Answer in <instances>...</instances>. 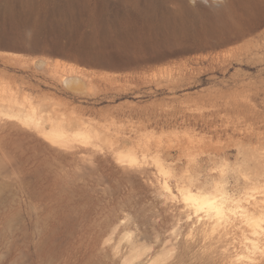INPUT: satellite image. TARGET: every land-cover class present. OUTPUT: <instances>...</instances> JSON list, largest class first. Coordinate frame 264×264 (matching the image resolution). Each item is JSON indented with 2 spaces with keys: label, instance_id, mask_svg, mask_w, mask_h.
<instances>
[{
  "label": "rangeland",
  "instance_id": "obj_1",
  "mask_svg": "<svg viewBox=\"0 0 264 264\" xmlns=\"http://www.w3.org/2000/svg\"><path fill=\"white\" fill-rule=\"evenodd\" d=\"M47 18L70 45L28 41ZM208 116L222 129L203 130ZM149 119L155 139L179 138L157 186L86 175L81 146L104 153L107 129ZM181 189L222 198L226 228L205 232ZM124 212L147 245L132 264H264V0H0V264H122L129 241L106 230Z\"/></svg>",
  "mask_w": 264,
  "mask_h": 264
},
{
  "label": "bare ground",
  "instance_id": "obj_2",
  "mask_svg": "<svg viewBox=\"0 0 264 264\" xmlns=\"http://www.w3.org/2000/svg\"><path fill=\"white\" fill-rule=\"evenodd\" d=\"M215 11H216V14H222L224 11V8H217V9H215ZM159 21H160V26L171 25L174 22L171 18H168V17H161V19ZM209 32L211 34L218 33L217 30L213 29L212 27L209 29ZM227 40H229V39H227ZM227 40L224 39V42L223 41L222 42L226 43L225 41H227ZM218 46H220V45H218ZM216 50H217V46H216ZM222 52L223 51H221V53ZM212 54H213V52H212ZM162 55H164V54H159L158 56H162ZM219 55H220V52L217 51L215 56H219ZM213 112L214 111H212L211 113H213ZM148 117H150V116H148ZM150 119H154V118H150ZM150 119H149V121H147L143 125H141L140 129L135 128V126H133L130 129H127V128L119 129V128H117L115 133L111 132V129H107V133H110L112 135L109 138V140L107 142H104L101 139H99L97 141L98 142L97 145L100 148L104 149V147H106V146L108 147V149H105L104 153L100 152L99 149L95 150L94 153H91L92 151L89 147L84 146V145L81 146V153H82L81 160L84 163V166H83L84 169L83 170L85 171L86 175H89L88 174L90 172L89 168L93 167V163L94 164L96 163V166H98L100 164L99 166L103 167L104 171L107 172L110 176H112L115 180L117 178L119 181L120 180H122L124 182L128 181L130 183H132V181H134V182H138L140 185H144V183H146L147 186H150V185L151 186H153V185L157 186L156 183H153V181H158L160 172L163 171L162 166H161L162 165L161 161L168 158L164 154H165V152H171L172 145L178 144L179 138L176 139V141H173L171 143L167 142L168 138H165V136H163L159 139H155V134L158 131L159 126H156L157 129H152V130L144 132L142 129L146 130V128L148 126L155 125V124L151 123ZM214 119L215 118H210V116L202 117V126H201L202 129L206 130V131H219V129H222L220 127H222L224 125H222L220 123H217L218 125H215ZM219 120H221V119H219ZM155 121L157 122V120H155ZM86 122L87 121L85 119H83L79 122V124L81 125V127H86L85 126ZM109 124H112V123H108V125ZM165 127H167V126H165ZM165 127L163 125L160 126V129L162 132H165V129H164ZM108 128H111V127H108ZM195 129H196V127L189 126V125H174L173 127H171L170 130H168L169 132H167V135L174 134L175 136H177L178 134H181L183 131L185 133H190V132H193ZM138 131H139V133H138ZM175 136H173V137H175ZM97 137H99V135H97ZM74 139H75V137L72 136L71 143H70L71 149H73L75 146ZM169 139L172 140L173 138H169ZM187 139L190 140V142H193V141H195L196 137L195 136H188ZM86 142L90 143L92 145L91 140H87ZM198 142H200V141H198ZM125 151H129L130 153L127 154V153H125ZM71 152H72V150H71ZM73 152L75 153L74 150H73ZM73 152L71 153V155L74 154ZM95 160L99 161V162H96ZM94 167H95V165H94ZM96 168L98 169V167H96ZM92 169L94 170V168H92ZM107 179H108V176H107ZM161 185L162 186L161 187L159 186V187L162 190L161 189H158V190H161L163 195L166 194L167 196L174 197V196H171L172 195L171 192H169V193L167 192L168 190H170V184H169V180L167 178L162 180ZM182 186L184 187V185H182ZM180 187H181V185H180ZM164 189H167V191ZM163 191L164 192L166 191V193L164 194ZM179 195H181L182 198L185 201H187L186 205H187L188 209H190V211L194 214V217L196 219L195 221L196 222L197 221L198 222H200V221L204 222L203 225H206V227L204 229L205 232L215 231L216 230V224L217 225L220 224L221 226H223V222H221L219 215H222L224 213V209H223L224 201L222 198H218L215 195V193H205L203 195V194H199L198 192L193 193L191 190L181 189V194H179ZM122 218H124L125 220ZM177 224H179V223H177ZM108 226H109L108 230H106V231H107V233H109L111 231V234H112L111 238L115 239L114 246L117 249H119L120 243L123 239H125V238L128 239L129 242L126 245L127 250H126L125 255L127 253L128 254L126 255L122 264H132V262H134L135 259H137L143 253V250L146 249V246H147V245H145V243L140 242V239H142V238L138 239L139 238L138 237V238L134 239L132 237V235H133L132 231L138 227L137 224H135L133 220H130L128 213L124 212V213H119L116 216H114L112 218V220L110 221ZM180 227H182V226H180ZM224 227L225 226H223V228ZM173 228L176 229L177 227L175 228L173 226ZM223 228H222V230H223ZM176 230L179 231L178 228ZM193 230H195V229H193ZM224 230H223V232H224ZM158 231L160 232V230H158ZM215 232L218 233L219 231L216 230ZM201 233H203V232H201ZM142 241H143V239H142ZM224 244H226V243H223L222 246ZM224 246H226V245H224ZM223 250H225V249H223ZM123 256H124V254H123Z\"/></svg>",
  "mask_w": 264,
  "mask_h": 264
},
{
  "label": "water",
  "instance_id": "obj_3",
  "mask_svg": "<svg viewBox=\"0 0 264 264\" xmlns=\"http://www.w3.org/2000/svg\"><path fill=\"white\" fill-rule=\"evenodd\" d=\"M67 24H64L63 22H60V21H56L54 19H50V18H47L45 20H43V25H42V28L45 27L46 28V33L48 34L45 38L44 36H41V37H38V40L33 42L32 41V37H30L28 39V41L30 43H33V44H43L45 43L46 41L50 42L56 49L60 50V49H63L65 48V45H70L69 42H63V40L59 39V38H51V36H49L50 34V31L53 30V28H56L57 30H66V31H69L68 30V27L66 26ZM41 28V29H42ZM2 41L3 42H6V43H12V42H15V41H18L19 40V36L16 34V33H13V32H8V33H4L2 34V37H1ZM86 53H88L89 55L95 57V58H101L102 59H105L106 55L105 54H102L101 52H99L98 50L94 49V48H87L86 50Z\"/></svg>",
  "mask_w": 264,
  "mask_h": 264
}]
</instances>
